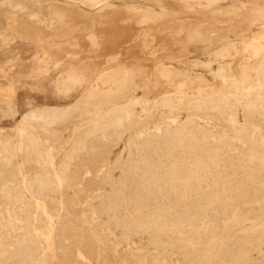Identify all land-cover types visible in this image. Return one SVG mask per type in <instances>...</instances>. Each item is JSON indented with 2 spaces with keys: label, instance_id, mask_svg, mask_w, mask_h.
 Returning <instances> with one entry per match:
<instances>
[{
  "label": "rangeland",
  "instance_id": "obj_1",
  "mask_svg": "<svg viewBox=\"0 0 264 264\" xmlns=\"http://www.w3.org/2000/svg\"><path fill=\"white\" fill-rule=\"evenodd\" d=\"M84 1L0 0V264H264V0Z\"/></svg>",
  "mask_w": 264,
  "mask_h": 264
},
{
  "label": "bare ground",
  "instance_id": "obj_2",
  "mask_svg": "<svg viewBox=\"0 0 264 264\" xmlns=\"http://www.w3.org/2000/svg\"><path fill=\"white\" fill-rule=\"evenodd\" d=\"M84 2H87L88 4H93L94 2H97V0H85ZM95 4V3H94ZM164 11V10H163ZM145 15V14H144ZM143 15V16H144ZM159 15V14H158ZM142 16V17H143ZM147 18L149 19V17H148V15H147ZM146 18V16L144 17V19H147ZM141 19H143V18H141ZM147 19V20H148ZM142 21H146V20H142ZM151 22V21H150ZM142 23V22H141ZM146 25V24H145ZM178 33V32H177ZM226 39V38H225ZM26 40V39H25ZM89 42H90V44L92 45L93 43H94V41H93V37L90 35V37H89ZM87 41H88V39H87ZM262 44V43H261ZM153 58V57H152ZM229 64V63H228ZM6 65V64H5ZM7 78V77H6ZM264 79V78H263ZM12 84V83H11ZM13 87V86H12ZM181 91V90H180ZM65 93V92H64ZM198 96V95H197ZM168 101V100H167ZM248 103V102H247ZM252 104V103H251ZM41 105H43V104H41ZM197 105V104H196ZM9 106V105H8ZM37 106V105H36ZM193 106H195V105H193ZM233 107V106H232ZM23 108V107H22ZM21 108V109H22ZM33 108V107H32ZM43 108V107H42ZM193 108V107H192ZM55 109V108H54ZM34 111V110H33ZM15 112V111H14ZM35 112V111H34ZM170 112V111H169ZM99 113V112H98ZM30 114V113H29ZM97 114V113H96ZM140 114V113H139ZM27 115V114H26ZM119 115V114H118ZM118 119V118H117ZM116 119V120H117ZM120 120V119H119ZM118 122V121H117ZM122 122V121H121ZM203 123V122H202ZM113 124V123H112ZM120 124V123H119ZM24 125V124H23ZM26 125V124H25ZM110 127V126H109ZM26 129H29V128H26ZM30 130V129H29ZM121 130V129H120ZM89 132V131H88ZM93 132V131H92ZM234 132V131H233ZM29 133H32L33 135H34V140H33V145H34V147H35V149H36V151L37 150H40V151H42L43 152V156H46L48 159H49V161H50V163H51V166H52V168H53V170H54V173H53V176L55 175V180H56V182H58V184H62V175H61V173L59 172L60 170H58L54 165H53V161H52V155H51V153H52V147H50L49 145H44L43 144V142H42V140L36 135V132L34 131V130H32L31 129V132H29ZM135 135V134H134ZM192 135V134H191ZM209 135V134H208ZM136 136V135H135ZM25 137V136H24ZM86 137V136H85ZM133 137V136H132ZM7 138V137H6ZM28 139V138H27ZM172 139V138H171ZM11 140V139H10ZM30 140V139H29ZM110 140V139H109ZM177 141V140H176ZM8 142H9V140H8ZM7 143V142H6ZM24 143V142H23ZM206 143V142H205ZM8 144V143H7ZM6 144V145H7ZM193 144V143H192ZM234 144V143H233ZM5 144H4V146H6ZM142 145V144H141ZM78 146V145H77ZM130 146V145H129ZM188 146V145H187ZM181 147V146H180ZM195 147V146H194ZM33 148V147H32ZM113 148V147H112ZM132 148V147H131ZM171 148V147H170ZM169 148V149H170ZM182 148V147H181ZM3 149V148H2ZM183 149V148H182ZM187 149V148H186ZM201 150V149H200ZM56 151V150H55ZM197 151V150H196ZM150 152V151H149ZM71 153H72V151H71ZM133 153V152H132ZM145 153V152H144ZM159 153V152H158ZM180 153V152H179ZM191 153V152H190ZM193 153V152H192ZM207 153V152H206ZM240 154V153H239ZM169 155H171L170 153H169ZM202 155V154H201ZM225 155V154H224ZM3 156V155H2ZM37 156V155H36ZM121 156V155H120ZM134 156V155H133ZM132 156V157H133ZM150 156V155H149ZM187 156V155H186ZM234 156V155H233ZM257 156V155H256ZM129 157V156H128ZM165 157V156H164ZM183 157V156H182ZM189 157V156H188ZM72 158H73V156H72ZM181 158V157H180ZM186 158V157H185ZM190 158V157H189ZM201 158V157H200ZM205 158V157H204ZM127 159V158H126ZM134 159V158H133ZM210 159V158H209ZM208 159V160H209ZM2 160V159H1ZM164 160V159H163ZM166 160V159H165ZM174 160H175V158H174ZM181 160V159H180ZM185 160V159H184ZM197 160V159H196ZM239 160V159H238ZM142 161V160H141ZM169 162V161H168ZM181 162V161H180ZM200 162H201V160H200ZM164 163V162H163ZM174 163V162H173ZM173 163H172V165H173ZM231 163V162H230ZM242 163V162H241ZM125 164V163H124ZM152 164H153V162H152ZM171 164V163H170ZM123 165V164H122ZM138 165V164H137ZM141 165V164H140ZM167 165V164H166ZM190 165H191V163H190ZM237 166H238V164H237ZM245 166V165H244ZM254 166V165H253ZM143 167V166H142ZM147 167V166H146ZM167 167V166H166ZM184 167V166H183ZM201 167V166H200ZM212 167V166H211ZM215 167V166H214ZM247 167V166H246ZM52 168H51V170H52ZM154 168V167H153ZM254 168V167H253ZM252 168V169H253ZM133 169V168H132ZM142 169V168H141ZM172 169V168H171ZM187 169V168H186ZM197 169V168H196ZM199 169V168H198ZM244 169V168H243ZM247 169V168H246ZM162 170V169H161ZM169 170V169H168ZM240 170V169H239ZM238 170V171H239ZM52 172V171H51ZM142 172V171H141ZM146 172V171H145ZM163 172V171H162ZM191 172V171H190ZM260 172V171H259ZM132 173V172H131ZM154 173V172H153ZM167 173V172H166ZM214 173V172H213ZM48 174V173H47ZM47 174L45 175V176H47ZM249 174V173H248ZM253 175V174H252ZM36 176V175H35ZM44 176V177H45ZM170 176V175H169ZM175 176V175H174ZM26 177V176H25ZM32 177V176H31ZM42 177V176H41ZM40 177V178H41ZM185 177V176H184ZM249 177V176H248ZM259 177V176H258ZM29 178V177H28ZM34 178V177H33ZM36 178V177H35ZM39 178V177H38ZM160 178V177H159ZM239 178V177H238ZM264 178V177H263ZM46 179H48V178H46ZM51 179V178H50ZM19 180V179H18ZM38 180V179H37ZM151 180V179H150ZM157 180V179H156ZM174 180V179H173ZM179 180V179H178ZM254 180V179H253ZM30 181V180H29ZM45 181L46 180H44V182L43 181H39V183H37L36 185L37 186H40V188H45L46 186V184H45ZM49 181H51V180H49ZM127 181V180H126ZM227 181V180H226ZM35 182H37V181H35ZM27 182L25 181V184H26ZM47 183V182H46ZM50 183V182H49ZM52 183V182H51ZM54 183V182H53ZM162 183H163V181H162ZM176 183V182H175ZM184 183V182H183ZM6 184H7V182H6ZM8 184H9V182H8ZM22 184V183H21ZM24 184V183H23ZM55 184V183H54ZM207 184V183H206ZM10 185H11V183H10ZM9 185V186H10ZM13 185H14V183H13ZM48 185V184H47ZM211 185V184H210ZM8 186V185H7ZM12 186V185H11ZM22 186V185H21ZM48 186H51V185H48ZM234 186V185H233ZM240 186V185H239ZM6 187V186H5ZM15 187H17V186H15ZM32 186L30 185V188H31ZM164 187V186H163ZM242 187V186H241ZM250 187V186H249ZM11 188V187H10ZM14 187H12V191H14V189H13ZM26 188V187H25ZM40 188H38L39 190H40ZM48 188V187H47ZM184 188V187H183ZM212 188V187H211ZM22 189V188H21ZM178 189V188H177ZM222 189V188H221ZM8 190V189H7ZM19 190V189H18ZM159 190V189H158ZM157 190V191H158ZM11 191V190H10ZM21 191V190H20ZM22 191H24L23 189H22ZM28 191H30V190H28ZM162 191H163V189H162ZM174 191V190H173ZM214 191V190H213ZM217 191V190H216ZM0 192H1V190H0ZM9 192V191H8ZM7 192V193H8ZM19 192V191H18ZM31 192V191H30ZM29 192V193H30ZM41 192V191H40ZM164 192V191H163ZM166 192V191H165ZM181 192V191H180ZM6 193V192H5ZM6 193V194H7ZM28 193V194H29ZM38 193V192H37ZM144 193V192H143ZM238 193V192H237ZM247 193V192H246ZM5 194V195H6ZM44 194V193H43ZM42 194V195H43ZM115 194V193H114ZM184 194V193H183ZM211 194V193H210ZM213 194H215V193H213ZM224 194V193H223ZM19 195H21V194H19ZM25 195V194H24ZM151 195V194H150ZM12 196V195H11ZM15 196V195H14ZM13 196V197H14ZM163 196V195H162ZM184 196V195H183ZM212 196V195H211ZM246 196V195H245ZM12 197V198H13ZM16 197H17V194H16ZM15 197V198H16ZM20 197H22V195L20 196ZM160 197V196H159ZM215 197V196H214ZM18 198V197H17ZM16 198V199H17ZM173 198V197H172ZM7 200H8V197H7ZM6 200V201H7ZM9 200H10V198H9ZM12 200V199H11ZM28 200V199H27ZM151 200V199H150ZM165 200V199H164ZM216 200V199H215ZM228 200V199H227ZM24 201H26V200H24ZM180 201V200H179ZM229 201V200H228ZM23 202V201H22ZM27 202V201H26ZM182 202V201H181ZM146 203V202H145ZM216 203V202H215ZM15 204V203H14ZM18 204V203H17ZM21 203L19 202V205H20ZM24 205H25V203H23ZM27 204H28V202H27ZM193 204V203H192ZM10 206H12V205H10ZM166 206V205H165ZM195 206V205H194ZM214 207V206H213ZM33 208V207H32ZM146 208V207H145ZM183 208V207H182ZM178 210V209H177ZM200 211V210H199ZM12 212V211H11ZM29 212V211H28ZM174 212V211H173ZM176 212V211H175ZM174 212V213H175ZM190 212V211H189ZM13 213V212H12ZM18 213H20V212H18ZM213 213H215V212H213ZM182 214V213H181ZM187 214V213H186ZM205 214V213H204ZM178 216V215H177ZM182 216V215H181ZM204 216V215H203ZM15 217V216H14ZM169 217V216H168ZM176 217V216H175ZM187 217V216H186ZM185 217V218H186ZM194 217V216H193ZM16 218H18L19 219V217H16ZM197 218H199V217H197ZM3 219V218H2ZM161 219V218H160ZM164 219H165V217H164ZM187 219V218H186ZM8 220V219H7ZM181 220V219H180ZM4 221V220H3ZM185 221V220H184ZM6 222V221H5ZM165 222V221H164ZM70 223V222H69ZM185 223V222H184ZM183 224V223H182ZM189 224V223H188ZM15 225V224H14ZM174 225V224H173ZM172 225V226H173ZM5 227V226H4ZM176 227V226H175ZM7 228V227H6ZM15 228H17V225H16V227ZM3 229H5V228H3ZM179 229V228H178ZM198 229V228H197ZM6 230V229H5ZM7 230H8V228H7ZM6 230V231H7ZM161 230H165V229H161ZM196 230V229H195ZM205 231V230H204ZM52 232V231H51ZM158 232V231H157ZM168 232V231H167ZM176 232H177V230H176ZM8 233V232H7ZM160 233V232H159ZM10 234V233H9ZM168 234V233H167ZM181 234V233H180ZM179 234V235H180ZM27 235V234H26ZM22 236H24V235H22ZM14 237V236H13ZM21 237V236H20ZM198 237V236H197ZM228 238V237H227ZM14 239H16V238H14ZM239 240V239H238ZM22 241V240H21ZM21 243V242H20ZM52 243V242H51ZM225 245V244H224ZM27 248V247H26ZM25 248V249H26ZM205 248V247H204ZM23 247H20V248H18V249H15V250H10V251H8V250H4L3 252H0V260H4V261H6V260H8L9 258H12V259H17V260H21L22 262H24V263H29L32 259H34V257L32 256V254H30L29 253V251H26ZM152 249V248H151ZM203 250V249H202ZM5 253H7L6 255H5ZM196 253V252H195ZM52 255V254H51ZM198 257V256H197ZM52 259V258H51ZM224 259V258H223Z\"/></svg>",
  "mask_w": 264,
  "mask_h": 264
}]
</instances>
